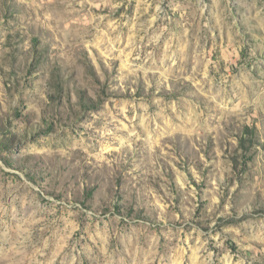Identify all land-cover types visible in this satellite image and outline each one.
<instances>
[{
    "label": "rangeland",
    "instance_id": "1",
    "mask_svg": "<svg viewBox=\"0 0 264 264\" xmlns=\"http://www.w3.org/2000/svg\"><path fill=\"white\" fill-rule=\"evenodd\" d=\"M0 264H264V0H0Z\"/></svg>",
    "mask_w": 264,
    "mask_h": 264
}]
</instances>
